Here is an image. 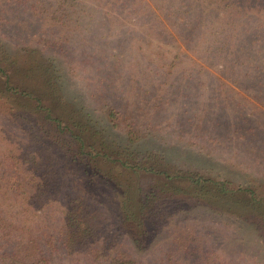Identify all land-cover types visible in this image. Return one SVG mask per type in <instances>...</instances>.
I'll list each match as a JSON object with an SVG mask.
<instances>
[{
  "label": "rangeland",
  "instance_id": "1",
  "mask_svg": "<svg viewBox=\"0 0 264 264\" xmlns=\"http://www.w3.org/2000/svg\"><path fill=\"white\" fill-rule=\"evenodd\" d=\"M72 1L64 34L58 0H0V56H23L10 70L15 83L36 88L46 100L47 88L55 90L72 115L103 135L98 140L106 138L118 152L129 148L142 166L264 194V0H242L234 14L214 4L221 0H118L129 9L115 13L96 6L115 0ZM144 3L158 19L143 16ZM240 45L248 61L235 58ZM46 68L57 77L51 87L44 85ZM5 93L0 88V162L36 164L50 187L38 211L11 198L0 202L2 209L29 234L47 233V242L59 246L66 210L79 200L93 230L88 242L94 254L57 247L47 251V264H89L121 250L145 264H264V220L226 212L206 192L163 202L150 216L147 248L136 249L120 223L119 191L71 163L53 137L14 121ZM20 101L11 104L24 113ZM109 106L119 114L116 125ZM30 117L36 128L43 122L40 113ZM98 165L106 174L120 171ZM133 180L147 186L164 178L141 174ZM187 181L176 184L188 188Z\"/></svg>",
  "mask_w": 264,
  "mask_h": 264
},
{
  "label": "trees",
  "instance_id": "2",
  "mask_svg": "<svg viewBox=\"0 0 264 264\" xmlns=\"http://www.w3.org/2000/svg\"><path fill=\"white\" fill-rule=\"evenodd\" d=\"M235 1L228 2L221 0L214 4H218L216 6L220 9L231 10L229 11L230 14H234L241 10L240 4L242 0ZM253 1L260 2L261 0H244V2L249 4ZM58 2L60 10L57 13L55 12L56 19L59 23H62L60 30L65 34L66 31L63 27L68 24L71 17L69 4L74 1L58 0ZM115 3H118V0H115L114 4L111 5L109 2L106 3L112 8L105 7L104 5L106 4L104 2L96 6L102 9L106 8L109 13H113L116 9H119L120 12L128 11L129 7L127 5ZM246 3L244 4L248 5ZM74 6L76 5L74 4ZM3 11L4 9L1 8L0 12ZM144 15L150 17V19H158L151 5L147 3L143 4ZM47 45L49 48L51 47V42L48 39ZM240 46L239 54L238 51L236 52V49L233 53L236 55L235 58L237 61H248L249 57H245L244 59V55L241 54L240 51L243 47L242 45ZM34 53L36 52L34 51ZM7 56H0V79H5L0 88L9 96L6 100L9 102L8 113L12 119L21 126L22 124L33 125L34 131L37 129V135L40 134L49 138L50 136L53 137L55 143L63 148L61 150L64 152L65 158L71 163L78 164L84 168L86 174L92 173V175L97 176L101 184L113 185L112 187L119 191L121 196L119 208L121 215L120 223L127 232L132 234V242L136 249L140 251L145 250L148 242L151 240V233L148 230L150 216L157 211L161 204H165L163 202L167 201L169 204L181 203L183 199L180 198L184 193L189 196V199H196V196L199 197L200 194L202 196L206 192L214 204L217 203L215 205L226 209V212H233L234 214L238 212L247 219L258 216L262 221L264 220V194H261L260 190L241 185L233 186L227 181L212 180L199 174H196L195 177L191 176V174L186 177H180L178 172L177 174H171L166 168L157 170L152 166H142L137 156H135V152H130L129 148L118 152V146L114 150L106 138L103 137V139L98 140L96 135L101 133L95 131L79 115H72L71 111L67 110V99L65 98V102L55 90L47 88L46 100V94H42L36 88L16 84V72L14 70L10 72V70L19 65L18 61L23 56H16L14 58L9 55ZM39 65L42 67L46 66L43 60L39 62ZM15 69L19 73V68ZM46 75L47 80H45ZM42 76L44 77V81H46L44 85L48 84L50 87L52 86L53 79L57 78L54 74L49 73L47 68L44 70ZM14 100H21L17 104L23 105L25 108L24 113L19 112L16 105L12 106L11 101ZM0 102L3 103V100L0 99ZM116 112L117 110L114 106H109V117L113 119L112 121L115 125L116 120L119 118V114ZM32 113L35 115L41 114L43 121L41 123L43 125L38 124L36 128L34 121L30 117ZM45 124L49 128L50 126L54 128L55 135L46 128ZM33 128L30 129L33 130ZM130 129L133 131V128ZM101 136L103 135L101 134ZM100 162H103L107 166H115L120 170L115 173L117 176L103 172L98 165ZM37 167L34 163L16 164L13 162L6 164L4 161L0 162V202L11 198L12 201L14 200L22 205L28 204L30 207H35L34 211L42 208L41 202L46 200L47 188L50 186L47 183V175H38L39 169ZM141 174L158 175L163 177L164 181L159 184L145 186L142 180H133V176H140ZM181 180L189 182L188 188H182V186L180 187L176 184L177 181ZM79 205V200L77 204L71 201V205L66 210L63 219V229L59 235L62 243L56 246L47 242V233L38 236L29 234L20 222H16L11 215L12 213L8 216L6 215L5 210L2 209L3 206L0 204V264H47V251L51 253L57 247L69 250L70 252L81 249L86 251L85 254L87 253L89 256L94 254L95 252L90 248L88 242L93 230L87 218L84 217V212ZM182 247L185 250H193L187 244H183ZM99 258L102 260L100 261ZM104 262L108 264H145L123 250L115 251L112 256H108L104 260L101 255L99 257L96 256L95 259H91L89 264H103ZM200 263L196 262V264ZM171 264L182 263L172 261ZM214 264L233 263L223 261Z\"/></svg>",
  "mask_w": 264,
  "mask_h": 264
}]
</instances>
